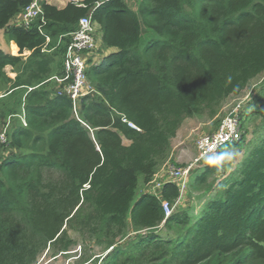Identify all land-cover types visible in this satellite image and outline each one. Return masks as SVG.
<instances>
[{
    "label": "trees",
    "instance_id": "16d2710c",
    "mask_svg": "<svg viewBox=\"0 0 264 264\" xmlns=\"http://www.w3.org/2000/svg\"><path fill=\"white\" fill-rule=\"evenodd\" d=\"M32 1L0 0V34L20 54L0 48V134L10 117L0 142V264L68 251L71 232L104 253L78 264H264V84L238 112L240 139L219 152L245 149L237 168L206 163L195 178L200 190L218 176L197 218H165L163 201L179 198L173 183L138 194L185 119L216 118L264 76V0H39L41 14L18 25ZM85 17L100 54L85 68L96 92L75 113L54 78Z\"/></svg>",
    "mask_w": 264,
    "mask_h": 264
},
{
    "label": "rangeland",
    "instance_id": "374dc122",
    "mask_svg": "<svg viewBox=\"0 0 264 264\" xmlns=\"http://www.w3.org/2000/svg\"><path fill=\"white\" fill-rule=\"evenodd\" d=\"M64 1H73L74 0H64ZM132 2V1H131ZM137 2V1H136ZM135 1L130 3L131 6H133ZM52 3L53 2H49ZM3 33L0 34V48H3L5 53L9 54H15L17 56H20L18 48L15 46L14 42H11L6 39ZM96 38H97V51L94 52V54H91L89 56H94L93 58L96 59V55L98 52V56L100 54V42H99V32L96 29ZM16 47L15 52L13 51V47ZM30 54V53H29ZM14 55V56H15ZM23 57V60L26 59L29 55L22 53L21 55ZM6 75L14 80L16 73L11 68H6ZM264 84V76L254 79L249 83V85L245 88V90L236 97H230L228 98L222 105V107L219 109L218 114L216 118L209 119L207 117H193L185 119L182 123L181 127L179 128L176 136L171 141V151L167 158V160L159 167L157 170V176H156V183L163 181L167 177L168 174V168L170 166H178V167H186L189 166L194 158L197 156V149H196V141L200 136L203 135H210L216 132V130L219 128L222 121L229 116V114H233V111L236 113L240 112V110L244 109V107L248 104L250 101L252 95L255 93V91ZM4 95V91H0V97ZM1 120V118H0ZM8 120V118H7ZM6 120V123H7ZM5 121L1 120V126H3V123ZM5 123V125H6ZM256 123V122H255ZM255 123H251L250 125V132L254 129ZM10 124V123H9ZM8 124V126H9ZM4 125V127H5ZM7 126V129H8ZM252 139V135L249 133L246 137V142H249ZM230 150V149H228ZM240 152V158L231 162V163H225L224 168H230L227 172L234 171L242 157L245 155L246 150L240 149L238 150ZM207 159V158H206ZM206 159L204 160V163L197 164L189 174L187 178V188L185 192L182 194L181 198L175 201L174 205L175 208L173 211H187L189 215L193 218H197L202 211L203 207L205 206L206 201L211 198L214 195V192H207L206 187L211 183L212 181L215 182V180L218 179V176H211L208 178L207 183L200 186V190L194 189V182L195 178H197L202 170H204V167L206 165ZM203 162V161H202ZM227 164L229 166L227 167ZM227 172L225 174H227ZM51 175V173H46L45 177ZM55 176V174H53ZM225 176V175H224ZM153 186V185H152ZM151 186V187H152ZM151 187H142V181L139 180V190L138 194L142 192H147L151 190ZM172 211V212H173ZM71 237L75 240V244L65 252H59L54 253L52 250L47 249L43 251V253L38 257L36 264H78L84 263L85 258H96L99 259L103 256L104 253H102L101 249L94 246V245H88L87 243L83 242L76 233L71 232ZM84 258V259H83Z\"/></svg>",
    "mask_w": 264,
    "mask_h": 264
},
{
    "label": "built area",
    "instance_id": "2783aa9c",
    "mask_svg": "<svg viewBox=\"0 0 264 264\" xmlns=\"http://www.w3.org/2000/svg\"><path fill=\"white\" fill-rule=\"evenodd\" d=\"M41 14L39 0H33L16 19L18 25L28 27ZM43 22V19H42ZM40 33L41 30L39 29ZM49 41L48 37L46 38ZM96 29L92 24L91 17L81 18L78 27L71 34V40L67 46L65 57L63 60V76L54 78L59 84H63L58 94H65L72 102L73 109L76 113V103L83 97L95 94V89L89 84L85 76V68L87 66L89 55L97 51ZM22 124L25 125L23 116H21ZM10 122V117L0 134V142H6V130ZM130 127H133L129 124ZM134 128V127H133ZM241 137V127L238 119V113L233 111V116L226 117L215 133L200 136L196 141L197 156L193 162L186 167L170 166L167 177L164 182L173 183L179 190V198L187 188V178L191 170L202 160L207 157L216 156L228 144L238 141ZM153 185V186H152ZM163 182L152 181L151 190L148 191L156 196L162 188ZM177 202V200H176ZM176 205L163 201L162 208L165 218L170 216Z\"/></svg>",
    "mask_w": 264,
    "mask_h": 264
},
{
    "label": "clouds",
    "instance_id": "9594fccd",
    "mask_svg": "<svg viewBox=\"0 0 264 264\" xmlns=\"http://www.w3.org/2000/svg\"><path fill=\"white\" fill-rule=\"evenodd\" d=\"M239 158H240V152L237 149L232 148L219 155L207 157L206 163L215 164L218 166V168H221L224 166L226 162L231 163Z\"/></svg>",
    "mask_w": 264,
    "mask_h": 264
},
{
    "label": "crops",
    "instance_id": "0c3cea01",
    "mask_svg": "<svg viewBox=\"0 0 264 264\" xmlns=\"http://www.w3.org/2000/svg\"><path fill=\"white\" fill-rule=\"evenodd\" d=\"M47 2L49 1V2H53V5H55L56 7H58V8H63L65 5H66V3H67V1H64V0H46ZM75 2H79V1H81V0H74ZM52 4V3H51ZM3 35V34H2ZM16 46V45H15ZM13 47V51L15 52V50H16V47ZM25 54H28L29 55V53L30 52H24ZM11 55H13L12 53H11ZM15 55V54H14ZM13 55V56H14ZM15 56H17V55H15ZM7 68H11V67H7ZM156 176H157V173L155 174V176H154V178H153V181H156ZM161 182H164V179H163V181L161 180Z\"/></svg>",
    "mask_w": 264,
    "mask_h": 264
},
{
    "label": "water",
    "instance_id": "95a60500",
    "mask_svg": "<svg viewBox=\"0 0 264 264\" xmlns=\"http://www.w3.org/2000/svg\"><path fill=\"white\" fill-rule=\"evenodd\" d=\"M232 116H233V114H232V113H231V114H229V117H230V118H232Z\"/></svg>",
    "mask_w": 264,
    "mask_h": 264
}]
</instances>
